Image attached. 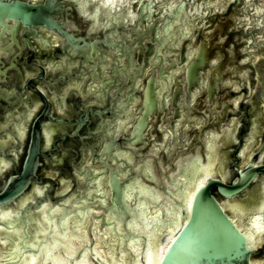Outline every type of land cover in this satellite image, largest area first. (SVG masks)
<instances>
[{"label": "flooded vegetation", "instance_id": "obj_1", "mask_svg": "<svg viewBox=\"0 0 264 264\" xmlns=\"http://www.w3.org/2000/svg\"><path fill=\"white\" fill-rule=\"evenodd\" d=\"M199 168L264 264V0H0V264H146Z\"/></svg>", "mask_w": 264, "mask_h": 264}, {"label": "water", "instance_id": "obj_2", "mask_svg": "<svg viewBox=\"0 0 264 264\" xmlns=\"http://www.w3.org/2000/svg\"><path fill=\"white\" fill-rule=\"evenodd\" d=\"M197 175L202 173V178L197 179V190L193 196H189L186 202L185 215L180 217L179 227L172 229L166 235L163 242H159L158 234L161 225L159 219L154 218L148 220L146 214L141 215L146 227L141 232L146 234L148 238L149 248L145 251L146 264H251L250 257L252 251L248 248L247 238L251 244H254L256 236L254 228L249 231L246 236L237 228L233 220L225 212L220 202L211 193V188L218 186L220 192L225 196H230L239 191V189L247 184L253 174L243 177L234 182L231 187L225 186L218 180H211L203 185L209 175L206 168L196 170ZM17 191L9 189L4 195L0 196V204L10 200ZM9 215H4V218ZM178 223V220L175 222ZM261 223H256V227L260 228ZM139 225L136 226L138 230ZM263 230V229H262ZM136 235H134L135 237ZM66 240H68L66 238ZM140 243V242H139ZM133 245V244H132ZM130 245V246H132ZM139 245V244H138ZM64 247L70 248L69 244ZM58 249V244L54 249L48 245L43 246L41 254L47 256L53 261V264H65L64 260L54 253ZM137 248H134V253ZM84 260L76 264H87ZM140 256L133 262L139 264ZM21 264H39V258L32 257L31 260L25 259ZM47 264V263H45Z\"/></svg>", "mask_w": 264, "mask_h": 264}]
</instances>
